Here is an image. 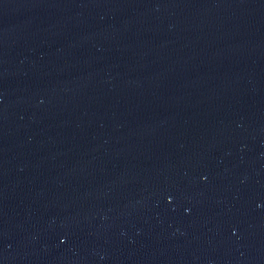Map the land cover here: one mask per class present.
<instances>
[{
  "label": "water",
  "instance_id": "obj_1",
  "mask_svg": "<svg viewBox=\"0 0 264 264\" xmlns=\"http://www.w3.org/2000/svg\"><path fill=\"white\" fill-rule=\"evenodd\" d=\"M0 264H264V0H0Z\"/></svg>",
  "mask_w": 264,
  "mask_h": 264
},
{
  "label": "snow or ice",
  "instance_id": "obj_2",
  "mask_svg": "<svg viewBox=\"0 0 264 264\" xmlns=\"http://www.w3.org/2000/svg\"><path fill=\"white\" fill-rule=\"evenodd\" d=\"M169 199H171V197H169Z\"/></svg>",
  "mask_w": 264,
  "mask_h": 264
}]
</instances>
